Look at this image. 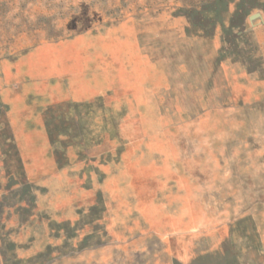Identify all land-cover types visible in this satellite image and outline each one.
I'll return each instance as SVG.
<instances>
[{"label":"rangeland","instance_id":"rangeland-1","mask_svg":"<svg viewBox=\"0 0 264 264\" xmlns=\"http://www.w3.org/2000/svg\"><path fill=\"white\" fill-rule=\"evenodd\" d=\"M0 264H264V0H0Z\"/></svg>","mask_w":264,"mask_h":264},{"label":"water","instance_id":"water-1","mask_svg":"<svg viewBox=\"0 0 264 264\" xmlns=\"http://www.w3.org/2000/svg\"><path fill=\"white\" fill-rule=\"evenodd\" d=\"M255 17H257V15L252 16L251 19H255Z\"/></svg>","mask_w":264,"mask_h":264},{"label":"crops","instance_id":"crops-1","mask_svg":"<svg viewBox=\"0 0 264 264\" xmlns=\"http://www.w3.org/2000/svg\"><path fill=\"white\" fill-rule=\"evenodd\" d=\"M252 17V16H251ZM251 19V18H250ZM251 20H253V19H251Z\"/></svg>","mask_w":264,"mask_h":264}]
</instances>
